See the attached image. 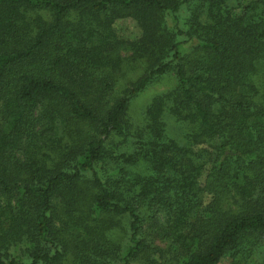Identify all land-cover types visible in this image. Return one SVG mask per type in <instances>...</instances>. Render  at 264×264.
Here are the masks:
<instances>
[{"label": "trees", "instance_id": "obj_1", "mask_svg": "<svg viewBox=\"0 0 264 264\" xmlns=\"http://www.w3.org/2000/svg\"><path fill=\"white\" fill-rule=\"evenodd\" d=\"M225 259L264 264V0H0V264Z\"/></svg>", "mask_w": 264, "mask_h": 264}, {"label": "rangeland", "instance_id": "obj_2", "mask_svg": "<svg viewBox=\"0 0 264 264\" xmlns=\"http://www.w3.org/2000/svg\"><path fill=\"white\" fill-rule=\"evenodd\" d=\"M117 31L121 36L126 38H136L140 34V28L137 25V22L131 18H121L116 21L115 24ZM174 83V78L170 76H166L157 80L156 82L150 84L144 91H142L138 97L133 101L132 105V113L134 115H138L143 107L150 101V99L157 93L166 90ZM174 123L175 121L170 120V124L172 126V130L174 131ZM174 127V128H173ZM176 129V128H175ZM221 264H228V260L225 259Z\"/></svg>", "mask_w": 264, "mask_h": 264}]
</instances>
